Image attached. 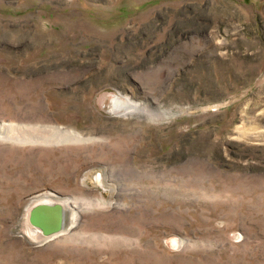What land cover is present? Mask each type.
I'll list each match as a JSON object with an SVG mask.
<instances>
[{"label": "rangeland", "instance_id": "374dc122", "mask_svg": "<svg viewBox=\"0 0 264 264\" xmlns=\"http://www.w3.org/2000/svg\"><path fill=\"white\" fill-rule=\"evenodd\" d=\"M0 134V264H264V0H0Z\"/></svg>", "mask_w": 264, "mask_h": 264}, {"label": "water", "instance_id": "95a60500", "mask_svg": "<svg viewBox=\"0 0 264 264\" xmlns=\"http://www.w3.org/2000/svg\"><path fill=\"white\" fill-rule=\"evenodd\" d=\"M67 210L58 199L50 203L38 202L30 211L29 221L45 237L52 239L65 229Z\"/></svg>", "mask_w": 264, "mask_h": 264}, {"label": "bare ground", "instance_id": "6f19581e", "mask_svg": "<svg viewBox=\"0 0 264 264\" xmlns=\"http://www.w3.org/2000/svg\"><path fill=\"white\" fill-rule=\"evenodd\" d=\"M114 102H115V105H117L118 106V104L120 105V103H121V101H119V100H117V99H115L114 100ZM118 109V108H117ZM114 110V109H113ZM119 111V110H118ZM120 112V111H119ZM13 130V129H12ZM9 132L12 134L13 132L11 131V129L9 130ZM14 132H16L17 133V131H15L14 130ZM18 134V133H17ZM16 135V134H15ZM0 136H4V134H0ZM6 136V135H5ZM7 137V136H6ZM49 198H51L52 200H50ZM38 199L40 200V202H44V203H50V202H52V201H54L55 199H58V200H60L62 203H64L65 205H66V201H64L63 199H59V196L55 193V192H53V191H50V192H48V193H45V194H40L39 196H38ZM49 199V200H48ZM66 207H67V205H66ZM68 208V207H67ZM37 229V228H36ZM38 230V229H37ZM35 231V230H34ZM39 231V230H38ZM40 232V231H39Z\"/></svg>", "mask_w": 264, "mask_h": 264}]
</instances>
